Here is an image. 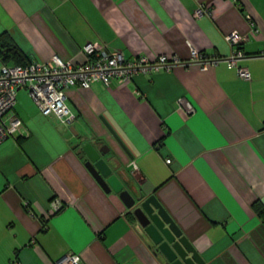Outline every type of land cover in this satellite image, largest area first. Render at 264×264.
<instances>
[{
	"label": "crops",
	"instance_id": "obj_1",
	"mask_svg": "<svg viewBox=\"0 0 264 264\" xmlns=\"http://www.w3.org/2000/svg\"><path fill=\"white\" fill-rule=\"evenodd\" d=\"M203 2L211 13L196 18L194 0H0V34L30 61L83 62L93 41L128 60L186 61L190 47L225 57L224 36L237 31L248 34L237 65L250 73L191 62L71 86L69 127L19 88L23 126L0 142V264H57L67 253L82 264H165L131 209L85 167L87 142L156 197L202 264H264V216L253 208L264 206V0Z\"/></svg>",
	"mask_w": 264,
	"mask_h": 264
},
{
	"label": "built area",
	"instance_id": "obj_2",
	"mask_svg": "<svg viewBox=\"0 0 264 264\" xmlns=\"http://www.w3.org/2000/svg\"><path fill=\"white\" fill-rule=\"evenodd\" d=\"M196 7L193 16L210 15L211 9L203 0H194ZM247 20L251 32H256L255 23L250 15ZM248 34L233 31L224 36L230 47V53L225 57H205L193 47L189 50V59L182 61L176 56L159 55L150 60L145 56L128 60L119 50H110L98 41L88 42L82 47L86 59L83 62L63 60L54 55L49 60L31 61L25 65L2 64L0 66V142L15 137L23 126L21 119L14 112L16 92L26 88L29 97L39 112L43 115L53 114L65 127L73 122L74 115L66 100V90L71 86L89 87L93 82H102L109 86L112 80L119 83L127 82L134 74L155 71L159 68L170 69L175 64L198 63L202 68L224 61L230 67H235L238 77L249 79L250 73L246 67L237 65L242 57L240 44L247 40ZM182 103L183 99L178 100ZM169 162V159H166ZM132 171L136 166L131 162ZM52 211L61 208V202L53 199L50 202ZM45 227V225L43 224ZM57 264H82L80 255L67 253Z\"/></svg>",
	"mask_w": 264,
	"mask_h": 264
},
{
	"label": "water",
	"instance_id": "obj_3",
	"mask_svg": "<svg viewBox=\"0 0 264 264\" xmlns=\"http://www.w3.org/2000/svg\"><path fill=\"white\" fill-rule=\"evenodd\" d=\"M70 129L77 134L73 127ZM82 150L87 157L85 167L104 191L117 193L131 209L149 246L165 259V264H202L198 252L153 194L144 196L125 170L113 172L103 158L106 151L102 146L96 148L87 142Z\"/></svg>",
	"mask_w": 264,
	"mask_h": 264
},
{
	"label": "trees",
	"instance_id": "obj_4",
	"mask_svg": "<svg viewBox=\"0 0 264 264\" xmlns=\"http://www.w3.org/2000/svg\"><path fill=\"white\" fill-rule=\"evenodd\" d=\"M0 47L4 49L0 50V59L2 62H11L12 64L20 65L31 62L8 34H0ZM261 129H264V122ZM253 208L260 217L264 216V206L261 203H254Z\"/></svg>",
	"mask_w": 264,
	"mask_h": 264
},
{
	"label": "rangeland",
	"instance_id": "obj_5",
	"mask_svg": "<svg viewBox=\"0 0 264 264\" xmlns=\"http://www.w3.org/2000/svg\"><path fill=\"white\" fill-rule=\"evenodd\" d=\"M66 95H67V97H68V89L66 90ZM68 104H69V102H68Z\"/></svg>",
	"mask_w": 264,
	"mask_h": 264
}]
</instances>
